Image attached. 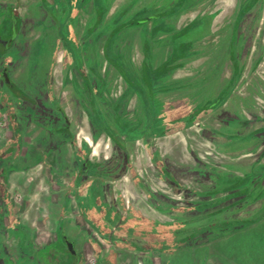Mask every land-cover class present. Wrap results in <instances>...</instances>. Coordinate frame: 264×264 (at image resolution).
<instances>
[{
  "label": "flooded vegetation",
  "instance_id": "flooded-vegetation-1",
  "mask_svg": "<svg viewBox=\"0 0 264 264\" xmlns=\"http://www.w3.org/2000/svg\"><path fill=\"white\" fill-rule=\"evenodd\" d=\"M53 1L0 0V123L4 122L9 130L5 134V129L0 126V264H89L85 252L87 245L96 253L94 264H154V257L150 255V259L148 255L156 251L154 245L131 243L134 248L128 250L146 253L145 260H141L138 255L126 254L107 258L96 246L102 247L104 241L113 245L115 239L125 243L128 236L137 230L131 224V220L140 215L137 210H147L142 213L150 217V210L148 207L145 209L143 203L148 204L152 200L159 213L164 215L166 211L171 212L165 209L171 203L165 195L166 190L157 193L156 197L149 195L150 191L155 192L154 180H168V187H171L170 181L175 183L177 180L169 166L167 151L159 145L154 147V142L195 124L204 123L208 118L217 123L210 130L215 153H218L216 150L222 144L224 150H219L225 152L226 157L240 154L243 150L245 156L258 155L263 160L250 168L237 162L232 165L231 170L219 169V179L223 177L227 184H221L222 188L217 192L213 188L215 174L210 171L211 178L205 186L212 185V188L199 191L201 198L209 197L208 201H198L199 218H203V209L207 207L216 208L210 215L218 214L224 208L218 205L225 201L229 202L230 214H234L239 208L236 205L244 204L248 198L251 201L249 203H257L260 210L249 215L248 218L253 222L245 228L257 223L264 224V77L260 74L259 79L250 83L254 85L255 95L248 104L243 100L241 103L231 100L239 95L235 93V89L231 95L222 97L218 88H215L217 96L203 100L205 104H201V108L193 104L199 109L191 113L188 107L186 110L183 102L187 96L183 83L185 78L167 79L172 70L182 68H172L165 63L156 65L153 62L155 50L160 49L164 53L166 47L172 51L173 59L186 58L188 51L196 43L224 27L218 20L219 10L197 15L190 23L177 26L170 18L186 0H149L142 7L133 10L134 15L126 19H123L125 10L114 14L108 12L110 7L115 8L121 3L120 0H98L96 6H93V0H83L81 4L74 0L73 4L78 8L77 14L67 20L80 24L68 25L64 29L58 28L52 15L44 9ZM257 1L246 0L244 4L237 1L232 8L237 11L236 17L231 23L227 22L231 31L227 36H220L221 43L228 44L227 60L232 66L230 72L227 68V73L224 74L219 68L220 63L215 68L219 71L217 76L224 83L237 76L238 82L243 81L245 71L243 67L239 69V65L244 58L253 54L254 58L259 57V66L264 62V18L258 20L256 14L259 9H254ZM251 11L254 12L253 15ZM246 17L249 20H245ZM62 29L66 32L62 33L64 37L60 33ZM135 34L143 39V49L140 48V51L144 57L140 63H136L131 50L134 48L131 41L134 36L137 37ZM215 37L219 35L215 34ZM61 38L65 42H61ZM42 41L45 43L41 45ZM216 48L213 56L219 55V45ZM50 51L57 57L56 75L51 87L46 88L52 92L58 90V95L64 94L65 98L62 97L63 102L58 107H50L49 103L45 105L46 102L26 94L12 76V63L6 61L12 57L20 63L24 55L41 57ZM208 69L210 68L206 67L205 73ZM14 70L19 71L20 66H16ZM98 82L100 83L97 85ZM172 86L177 87V90L171 89ZM197 88L199 93L200 86ZM173 93L178 94L177 99L170 98ZM250 96L247 93L241 97ZM231 102L232 106L238 105L245 112L253 110L254 123L247 128V137L241 143L218 135L217 144V138L214 139L213 135L215 132L219 133L217 128L222 127L219 122L225 128L229 127L221 121V112ZM246 105L249 109H245ZM87 125L90 130L82 132ZM233 127L230 126L224 133L234 136ZM200 128L203 129L204 126L201 125ZM48 130L52 136V144L45 149V143H49L50 138L38 143L34 136L39 131L48 133ZM56 136L62 139H57ZM140 141L143 142L142 146L138 145ZM108 143L111 144V149H108ZM59 145L63 146V153L58 151ZM226 149L229 151H225ZM188 151L191 152L190 149ZM181 153L185 155L182 150ZM209 154L214 153L211 151ZM94 155L99 157L95 158ZM215 156L218 157L216 154ZM44 167L50 172L48 180L43 179ZM132 169L135 170V175L132 174ZM28 172L33 174L28 175ZM128 173L132 175L131 182L136 188L137 197L129 198L122 191L123 179ZM65 176L68 177L63 186L59 179ZM93 180L97 182L90 186L89 182ZM115 182L117 186L113 187L112 198H106L108 192L104 188ZM43 184L50 187L51 193L55 187L67 188L68 197L63 198L60 208L62 214L56 217L57 226L52 229L46 228L50 222L49 217L52 216L51 210L42 215L41 206L33 201L35 193L32 189ZM16 187H27L22 191L20 201L13 196L12 188ZM85 199L97 205L93 206L95 212L92 217L84 213L82 202ZM118 201L124 203L127 209L132 208L135 218L123 215L127 211L122 210V215L113 223L112 215L115 211L110 206ZM74 202L83 223L72 219ZM101 207L105 211L97 216ZM147 217L140 216L143 219ZM235 217L238 218V215L221 225L234 226ZM104 218L108 220L105 221L108 228L101 226L103 222L98 223ZM39 221L44 223V230L37 226ZM85 224L88 227L85 228ZM259 228L263 229L264 225ZM240 230L227 238L239 234L242 232ZM143 234H148V231L141 232L140 235Z\"/></svg>",
  "mask_w": 264,
  "mask_h": 264
},
{
  "label": "rangeland",
  "instance_id": "rangeland-1",
  "mask_svg": "<svg viewBox=\"0 0 264 264\" xmlns=\"http://www.w3.org/2000/svg\"><path fill=\"white\" fill-rule=\"evenodd\" d=\"M73 1L74 0H54L51 5H46L44 7V9L54 18L58 28L65 29L68 25L77 26L80 24L75 21L72 22V20H67L68 18L72 19L75 14H77L78 8L75 7ZM82 1L83 0H77V2L80 4ZM148 1L149 0H120L121 3H118L115 8L108 7L110 9L108 12L109 14H114L125 10L123 12L125 14L123 19H126L134 15L133 12L135 11L133 10L142 7L143 4L147 3ZM237 1L239 0H186L179 11L170 18L172 21H175L177 26L190 23V21L197 17V15L212 13L219 10L220 15L218 16V20L222 22L224 27L219 28V32L210 34V36L205 38L203 41L196 43L194 48L188 51V56L184 59H173V54H171L172 51H169L168 47L165 48L164 53H161L162 50L160 49H157L154 52L153 62L156 65L165 63L166 65H170L172 68H182L181 70H172L170 72V77L167 79H178L179 77H183V79L185 78L183 83H185L186 86L184 90H186L187 96L185 97V100L183 99V102L185 104L186 110L188 107V110L191 113H195L199 109L198 107L193 106V104H197L201 108L203 106L201 104H205L203 100H208L217 96V92L215 93V88H218L222 97H227L229 94L231 95L232 90L234 89L235 93L241 96L249 93L251 94L249 98L235 95L234 99H231L232 101L235 100L238 103H241V100H243L245 104H248V101L253 99V95H255L254 85H250V83H252V81L257 78L259 79L260 74L262 75V78L264 77V62L259 66V57L254 58L253 54L251 57L249 56V58L247 57L240 61L242 64L239 65V69L240 67H243L245 71L244 75L242 76L243 81L238 82L237 76L231 81L228 80L224 83L222 79L217 76L219 71L215 68L218 66V63H220L219 68L222 69L223 74L227 73V68H229L230 72L232 67L230 61L227 60V54L229 51L228 44H222L220 36L222 34L227 36L228 32L230 33L231 31V28L227 27V22L229 21V23H231L232 19H235L236 17L237 11H233L232 8ZM240 1L241 4L246 2V0ZM93 2V6H96L98 0H93ZM257 8L259 9V12L256 14L258 15V20H262L264 18V0H258L255 3L254 9ZM251 13L252 15L254 14L253 11H251ZM108 17L110 16L108 15ZM245 20H249V18L246 17ZM64 29L60 31L61 34L66 33L64 32ZM215 34H218L219 37H215ZM135 37L136 36H134L135 40L133 39V41H131V44H133L134 47L131 50L133 51V57L135 58L136 63H140L144 57L143 52L140 51V48L143 49V45L141 43L143 39H141L139 35H137L136 38ZM60 41L65 42L63 38H61ZM43 43H45V41H42L41 45ZM217 45H219V55L213 56V52L216 53L217 51ZM41 47L42 46H40V48ZM43 53L46 52L44 51ZM219 58H221L222 61ZM14 59L15 58L11 57L6 61L8 62L9 60V63H12V76H14L21 89L26 92V94L35 97L42 102H46L45 105L49 103L48 106L50 107H58L61 104L62 97L65 98L64 94L59 93L60 95H58V90L52 92V90L47 91L46 88L51 87L56 75L55 63L57 57L53 55L52 51L48 52L44 56L41 55V57L24 55L22 56L20 63L19 60L16 61ZM253 65L255 67H253ZM16 66H20L19 71L14 70ZM206 67H209L210 69H208L205 73ZM201 73H205V75L199 76ZM99 83L100 82H98L97 85ZM198 86H200L199 93H197ZM182 88H184V86H182ZM171 89L177 90V87L172 86ZM170 98L177 99L178 94L173 93L171 94ZM89 100H91V96ZM232 105L233 104L231 102L230 105L222 110V120L221 116L218 115L220 120L225 122L229 127L225 128V125H223L222 122H219L222 124V127L217 128L219 133L215 132L213 135L214 139L215 137L217 138V140H215L217 144L219 140L218 135H220L223 139L227 138L230 141L232 140V142L241 143L247 137V135H245L247 128L253 126V117L255 116V112L253 110H248L245 112L238 105ZM246 108L249 109L248 105H246L245 109ZM197 120H199V118L196 119V121ZM201 125L204 126L203 129L200 128ZM212 125L217 126V123L211 118H208L204 123H200L199 125L195 124L192 127L183 129L182 131H179L168 137L158 139L154 142V147L159 145L164 151H167V155L170 157V160L168 161V163H170L169 166L171 167V171L173 172L174 176H176L177 180L175 179V183L170 181L171 187L167 186L168 180L167 182H158L154 180L153 189L155 192L153 193V191H150L149 195L156 197L157 193H161L163 189L166 190L167 193L165 195L167 199H170L171 203H169V206H165V209L171 210V212L166 211L164 215L159 213L160 211L153 206L152 200H150L148 204L143 203L142 205L144 208L146 209L148 207L150 210V217H147L142 213H146L147 210H143L142 212L137 210L140 212V215H138V217L136 216V219L131 220V224H134L137 230L128 236L129 238L125 243L117 241L114 238L115 244L113 245L107 241H104L102 242V247L101 245L96 246V249H100L105 257L109 258L126 254L138 255L140 256L141 260H145L146 258L144 257L147 255L146 253H135L128 250L133 249L134 247H132L131 243L136 242L139 243V245L142 243L143 245H154L156 251L152 254H148L149 256L152 255V258L154 257V264H264V228H259L264 224L257 223L254 226V229L261 231L259 234H256L253 231L252 233L246 232L241 236H232L227 238L228 235L232 234L238 229H241L240 231L246 230L245 227L253 222L251 218L248 217L251 215V213L260 210V208L256 206L258 205L257 203L251 204L249 203L251 201L246 198L243 202L244 204H237L236 206L239 208L234 212V214H230L232 212H229V202L225 201L218 205L219 207H224L221 208L222 210H220L218 214L215 213L210 215L211 211H216L214 210L216 208L207 207L206 209H203V218H199L200 212L197 210V207L199 206L198 201H208L207 199H209L208 196L201 198L199 191H207L209 190L208 187L212 188V185L205 186L211 178V176H209L210 171L215 174L213 177L215 179L213 188L217 192L220 190V188H222L221 184L226 182L223 177L219 179V169L231 170L233 167L232 165H235L237 162L246 166L247 168H250L251 165L260 164L261 160H263V157L258 158V155L245 156L244 154L246 153L243 154V150L240 151V154H233L232 156L226 157V153L220 151L224 150L222 144H220L216 150L218 153H215L213 151L214 144L211 141L212 134L210 130ZM0 126L3 128V130L5 129V134L9 133V130L7 129V126L4 124V122H1ZM230 126H234V136L224 133V131L229 129ZM89 127L90 126L87 125V128H85V130L82 132L89 131ZM34 138L38 140V143H43V141L50 138L49 143H45V149L49 148L52 144L50 143L52 136L49 135V130L48 133L39 131L37 136H34ZM56 138L62 139L59 136H56ZM142 143L143 142L140 141L138 145L142 146ZM108 144V149H111V144ZM134 145L132 144V146ZM188 149H190L191 152L188 151ZM181 150L182 152H185V155L181 153ZM58 151L63 153V146L59 145ZM211 151L214 153L213 155L209 154ZM225 151L229 150L226 149ZM215 154L218 155V157L215 156ZM94 157L98 158L99 155H94ZM214 159L217 160L214 161ZM211 163L213 165H211ZM217 165L219 166L217 167ZM199 170H202V172ZM132 171V174L135 175V170L132 169ZM29 173L33 174V172H28V175ZM48 175H50V172L44 167L43 179L48 180ZM111 175L112 174L110 172V176ZM67 177L68 176H65L59 179L61 180V185L64 186L66 183L64 180H66ZM131 177L132 175L129 173L128 176L124 177V187L122 189V191L125 192L129 198L132 196L137 197L136 188L131 182ZM237 178L240 179V177ZM134 179L136 180L137 178ZM212 181L214 182L213 179ZM96 182V180H93L92 182L90 181L89 184L91 186V184ZM117 182L111 183L112 186L110 185L104 188V191L106 193L108 192V197L106 196V198H112L114 191L113 187L117 186ZM25 189H27V187L12 188L14 192L13 196L17 201L21 200L23 195L22 191ZM49 189L50 187L43 184L33 188L32 190H34L35 193L33 201L41 206V214H48L51 210L52 216L49 217L50 222L47 223L46 228L49 227L52 229L57 226L56 217L61 216L62 211L60 208L62 207L63 198L68 197V195L66 194L67 188L65 187H55L53 193L49 192ZM139 190L142 189L140 188ZM70 192L72 194V191ZM250 200H252V198ZM82 204L84 213L89 214L92 217L95 212L93 206L95 207L96 204L94 205L91 202H88L87 199H85ZM154 204L157 205V202ZM73 205V209L71 210L70 208L73 214V221H81L83 223L76 203L74 202ZM98 207H100V205ZM110 208L115 211L112 215V218L114 219L112 220L113 223L114 221H117L115 220L117 217L122 215V210L127 211L123 215H127L129 218L133 217L132 208L127 209L125 204L121 203V201L111 204ZM104 211V207H101L100 211L96 213V215L99 216L103 214ZM65 213L68 214L69 211H65ZM234 215H238V218L235 217L236 224L234 226L221 225L222 222L225 223V221H232L231 217H234ZM140 216L147 218L143 219L140 218ZM105 221L107 222L108 220H105L104 218V220H99L98 223L101 224L103 222L104 224H101V226L105 228L107 227L105 226ZM128 224H130V220ZM37 226L40 227L41 230H44L45 228L44 223L42 224L40 221L37 223ZM84 227L86 228L88 225L85 224ZM147 231L148 234L140 235L141 232ZM91 233L93 234L92 229ZM91 238L93 239V235ZM85 252L87 263L94 264L96 253L89 245L86 246ZM211 259L213 261H211ZM181 261L182 263H180Z\"/></svg>",
  "mask_w": 264,
  "mask_h": 264
},
{
  "label": "crops",
  "instance_id": "crops-1",
  "mask_svg": "<svg viewBox=\"0 0 264 264\" xmlns=\"http://www.w3.org/2000/svg\"><path fill=\"white\" fill-rule=\"evenodd\" d=\"M254 226H255V224L252 225L250 228L242 231V233L240 232L239 234H235V236H241V235L245 234L246 232L252 233L253 231L256 234H259L261 231H257V229H254Z\"/></svg>",
  "mask_w": 264,
  "mask_h": 264
}]
</instances>
